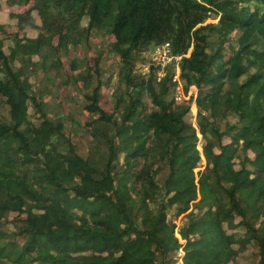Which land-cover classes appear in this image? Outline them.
I'll return each mask as SVG.
<instances>
[{
  "label": "trees",
  "instance_id": "trees-1",
  "mask_svg": "<svg viewBox=\"0 0 264 264\" xmlns=\"http://www.w3.org/2000/svg\"><path fill=\"white\" fill-rule=\"evenodd\" d=\"M10 5L40 18L30 23L36 37L6 39L16 41L20 65L43 78L39 89L20 87L0 41V211L16 214L12 232L0 222V264H177L173 219L185 213L183 264H219L227 255L224 219L234 217L240 228L230 236L246 249L231 263L264 264V0ZM164 44L173 60L163 78L155 63L147 73L136 68ZM178 58L185 94L200 90L199 189L193 113L173 88ZM52 62L60 65L55 75ZM80 137L97 144L93 161Z\"/></svg>",
  "mask_w": 264,
  "mask_h": 264
},
{
  "label": "rangeland",
  "instance_id": "rangeland-1",
  "mask_svg": "<svg viewBox=\"0 0 264 264\" xmlns=\"http://www.w3.org/2000/svg\"><path fill=\"white\" fill-rule=\"evenodd\" d=\"M15 16H18L15 17ZM31 19H35V24L36 23H40V18L38 17L37 14L35 13H29L27 11V9L25 8H15L13 6L10 5V0H0V41L4 40L7 38V36H12L15 34H20V38H34L37 36V31L35 30H31L30 28H33L30 26L31 23ZM219 17H217L216 19H209L207 21V23H217L218 22ZM92 26H98L99 22L98 21H93ZM62 25V22L57 23L56 25V30L58 31L60 29ZM25 27H27L25 29ZM25 29V30H24ZM23 30V31H22ZM222 34L224 37L228 36L231 38H238L236 36V33H232L229 34L225 31H222ZM81 34H78L75 36V40L74 42L76 44H78L80 42V38H81ZM54 37V33H48L47 34V39H49V41H52ZM13 38V37H12ZM12 38H8L6 39L3 43H2V50L4 51L5 55H7L8 57H10V59H14V61L12 62L13 66H16L17 70L14 72V77L17 80V83L20 87L22 88H26L28 86H32L33 89H39L40 88V80L41 78H43V74L40 72L38 73V76H35L34 74V67L32 65V67H29L28 69L22 67L20 65L19 59L15 56L13 49L14 47H16V41H14ZM109 42H110V46L112 48L115 47L116 41L114 37H110L108 38ZM167 46L166 44L159 46L155 49H151L149 51H147L144 54V59L146 61V63L144 64L143 61H137L136 64V68L143 72V73H147L149 66H150V62L155 63V62H160V63H164L165 65L170 63L172 59H170L166 49ZM169 48V47H168ZM166 53V54H165ZM190 53V52H189ZM93 59V58H92ZM34 62L39 61V58L37 56H34L33 58ZM175 66H176V75L174 76V80L175 81H179V77L177 80V76L180 74V70L179 67L177 66V64L179 65L180 63V59H175ZM178 62V63H177ZM156 64V63H155ZM157 65V64H156ZM158 66V65H157ZM178 67V68H177ZM121 68V72L122 74H125L127 66L124 64L120 65ZM161 68H159L158 70H160ZM60 70V65L58 62H52V64L49 67V72L53 75L57 74ZM165 71H163L162 73H164ZM173 88L176 91V101L177 103L180 104H189L193 113V118H192V127L194 129V131L197 134V137L199 138V142L197 143V149L200 152V156H201V163L199 165L198 168H196L194 170L195 173V179H196V183L198 185V189H199V180L201 179V177L205 174L206 172V159L204 157V153H203V149L201 147V142H202V135H201V129L198 126V123L196 122V117H197V112H198V107L196 104V98L198 95V92L200 91L199 89L195 88V87H191L188 91L187 94H185L184 89H183V85L181 82L176 83V85L173 84ZM212 86L206 82H203V86H202V90L203 92L209 93L211 90ZM73 95H76L77 97L80 96V94H76L73 93ZM110 95V94H109ZM108 95V96H109ZM191 97L192 100H191ZM209 98L206 97V100H208ZM196 110H194V108ZM29 112L32 113V109H29ZM60 112V108L57 109V113ZM239 134H243L242 131L239 132ZM80 147L82 148V151L87 154V148L91 147V151L89 152V158L91 161L94 160V156L95 153L98 149V146L95 142H89L87 140L84 139V137H80ZM103 156L105 157V159L108 158V149L104 148L103 149ZM254 176H251L250 179H253ZM202 198V195L200 193V190L198 191V201H200ZM85 198L84 197H80V201L82 202ZM197 209V208H196ZM194 208V205L191 207V210L195 211L196 210ZM188 213H185L179 217H176L173 219V222L176 225V229H175V236L178 239L179 244H181V248L178 250L179 255L177 256V264H183L182 263V259L185 256V250H184V246L187 244V240L182 239L179 230L181 228H185L186 227V216ZM16 216L15 213H10V212H5V211H0V222L2 221L3 223H5V227L7 232H12V230L14 229L13 225V219ZM172 218V215L169 213L167 215V222H169ZM239 222H240V218L234 217V218H226L224 219V223H223V231H224V237L226 240V245H227V255L225 256V258L219 263V264H232L230 261V257L232 255H234L236 253V251L240 252V251H244L246 249V245L245 242L240 238H231V234H234L235 232L239 231ZM259 233L264 236V228H261L259 230ZM192 234V233H191ZM194 235V233H193ZM21 240V239H19Z\"/></svg>",
  "mask_w": 264,
  "mask_h": 264
},
{
  "label": "built area",
  "instance_id": "built-area-1",
  "mask_svg": "<svg viewBox=\"0 0 264 264\" xmlns=\"http://www.w3.org/2000/svg\"><path fill=\"white\" fill-rule=\"evenodd\" d=\"M167 45V44H166ZM166 47V49H167V51L168 52H166V53H168V55H169V57H170V59H172V57L170 56V50H169V46L167 45V46H165ZM165 53V54H166ZM178 59H180V58H178ZM177 59V60H178ZM157 65H158V69L159 68H161L160 70H158V76H159V78H163L164 77V75H165V73H162L163 71H164V69H165V67H166V65L164 64V63H160V62H155ZM178 63V62H177ZM177 66H178V64H177ZM178 68V67H177ZM178 77H179V75L177 76V80H178Z\"/></svg>",
  "mask_w": 264,
  "mask_h": 264
}]
</instances>
